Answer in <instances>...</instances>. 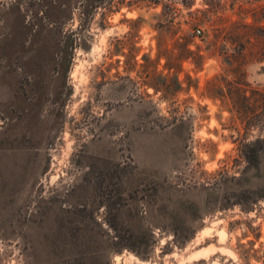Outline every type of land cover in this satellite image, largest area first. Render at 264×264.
Masks as SVG:
<instances>
[{
  "label": "rangeland",
  "instance_id": "obj_1",
  "mask_svg": "<svg viewBox=\"0 0 264 264\" xmlns=\"http://www.w3.org/2000/svg\"><path fill=\"white\" fill-rule=\"evenodd\" d=\"M0 264H264V0H0Z\"/></svg>",
  "mask_w": 264,
  "mask_h": 264
},
{
  "label": "bare ground",
  "instance_id": "obj_2",
  "mask_svg": "<svg viewBox=\"0 0 264 264\" xmlns=\"http://www.w3.org/2000/svg\"><path fill=\"white\" fill-rule=\"evenodd\" d=\"M210 232V231H209ZM211 233V232H210ZM210 233H209V235H210ZM203 234H207V230H204L203 231ZM205 236V235H204ZM207 236V235H206ZM204 250V249H203ZM211 251V250H210ZM215 251V250H214ZM214 251H213V253H214ZM208 250H204V251H198V252H196L190 259H191V261L192 260H198V259H201L202 257H204V256H207L208 255ZM210 253V252H209ZM117 260L119 261L120 260V257H118L117 258ZM190 261V260H189ZM190 261V262H191Z\"/></svg>",
  "mask_w": 264,
  "mask_h": 264
},
{
  "label": "trees",
  "instance_id": "obj_3",
  "mask_svg": "<svg viewBox=\"0 0 264 264\" xmlns=\"http://www.w3.org/2000/svg\"><path fill=\"white\" fill-rule=\"evenodd\" d=\"M253 149H251L250 151H249V153H248V158L250 159V160H257L258 159V151H257V149H255V147L253 146L252 147ZM190 237H186V239H189ZM185 240V239H184ZM125 247H127V246H125Z\"/></svg>",
  "mask_w": 264,
  "mask_h": 264
},
{
  "label": "built area",
  "instance_id": "obj_4",
  "mask_svg": "<svg viewBox=\"0 0 264 264\" xmlns=\"http://www.w3.org/2000/svg\"><path fill=\"white\" fill-rule=\"evenodd\" d=\"M196 33H197L198 35H201V34H202V31L199 29V30L196 31Z\"/></svg>",
  "mask_w": 264,
  "mask_h": 264
}]
</instances>
